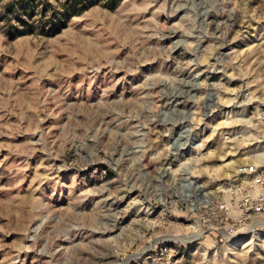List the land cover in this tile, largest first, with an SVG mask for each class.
Listing matches in <instances>:
<instances>
[{
	"label": "rangeland",
	"instance_id": "obj_1",
	"mask_svg": "<svg viewBox=\"0 0 264 264\" xmlns=\"http://www.w3.org/2000/svg\"><path fill=\"white\" fill-rule=\"evenodd\" d=\"M244 164L264 0H0V264H264L204 208Z\"/></svg>",
	"mask_w": 264,
	"mask_h": 264
},
{
	"label": "built area",
	"instance_id": "obj_2",
	"mask_svg": "<svg viewBox=\"0 0 264 264\" xmlns=\"http://www.w3.org/2000/svg\"><path fill=\"white\" fill-rule=\"evenodd\" d=\"M230 184L240 192L239 197L234 198L232 194L210 204L209 209L208 206L204 208L210 223L223 226L228 236L237 237L248 222L264 221V171L255 164L241 165Z\"/></svg>",
	"mask_w": 264,
	"mask_h": 264
},
{
	"label": "bare ground",
	"instance_id": "obj_3",
	"mask_svg": "<svg viewBox=\"0 0 264 264\" xmlns=\"http://www.w3.org/2000/svg\"><path fill=\"white\" fill-rule=\"evenodd\" d=\"M194 137V136H193ZM192 137V138H193ZM192 147H193V145L196 143V140H195V137L192 139ZM196 151V148H191V147H189V148H185L184 149V152H183V156H185V154L186 153H191V154H194V152ZM185 158V157H184ZM184 172H186V171H184ZM182 176H185V173L182 175ZM187 178V177H186ZM184 180V179H183ZM187 180V179H186ZM196 185H198L199 184V182H194ZM192 184V183H191ZM237 242V240L236 239H232V243L233 244H235Z\"/></svg>",
	"mask_w": 264,
	"mask_h": 264
},
{
	"label": "water",
	"instance_id": "obj_4",
	"mask_svg": "<svg viewBox=\"0 0 264 264\" xmlns=\"http://www.w3.org/2000/svg\"><path fill=\"white\" fill-rule=\"evenodd\" d=\"M196 143H197V141H196ZM196 143H195V144H196ZM195 144H194V145H195ZM194 145H193V146H194Z\"/></svg>",
	"mask_w": 264,
	"mask_h": 264
}]
</instances>
